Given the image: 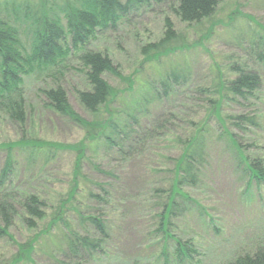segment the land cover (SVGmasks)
<instances>
[{"label": "trees", "instance_id": "trees-1", "mask_svg": "<svg viewBox=\"0 0 264 264\" xmlns=\"http://www.w3.org/2000/svg\"><path fill=\"white\" fill-rule=\"evenodd\" d=\"M220 1L0 0V112L23 123L24 79L35 76L51 82L50 87L42 89L47 106L83 129L82 138L74 144L46 141L24 133L21 138L7 143L6 158L0 167V238L9 237L8 229L16 217L30 228L44 221L47 231L52 230L51 227L64 229L60 243L49 254L53 264L97 262L109 240V226L103 215L108 203V187L97 183L92 190L82 185L86 176L84 159L91 151L101 159L116 156L119 161H125L143 152L152 139L170 129L171 118L154 115L151 108L156 101L183 92L188 85L190 67L187 63L178 64L164 69L158 78L148 80L128 77L129 89L124 97L127 104L120 110L122 106L114 102L121 101L122 95L118 96V88L104 75L123 77L111 56L95 49L94 45L105 32L117 28L132 12L143 7L171 3L170 8L179 20L199 24L215 13ZM235 10L225 26L235 31L240 58L231 60L225 72L215 64L210 65L207 78L194 85L192 96L199 101L196 107L201 116L190 118L192 130L184 137H177L180 151L172 159V179L165 189L157 190L163 198L158 214L159 228L165 238L174 242L171 253L176 264H200L193 240L170 234L168 227L184 205L195 203L183 187H195L200 180L208 162L213 126L220 129L213 139L223 141V150L231 154L235 165L247 175L248 182L264 185V158L250 153L254 143L248 147L234 132L235 129L243 135L249 134L257 125V114L248 112V106L257 98L261 87L258 70L264 68V25L245 15H241L243 20L237 21L239 17L232 15L240 11ZM183 46L181 34L165 17L162 37L145 46L144 60L159 66L162 54ZM73 69L85 76L86 86L76 89L75 93L85 111L94 116L92 118L81 116L68 101L62 80ZM228 104L237 106L238 111L227 113ZM99 113L103 116L99 117ZM245 148L251 151L246 153ZM63 151L73 153L72 179L69 189L58 195L56 203L35 192L19 191L16 180L21 173L17 155L25 158L31 167H38L39 163L47 164ZM94 167L98 169L95 163ZM79 198L93 203V207L81 206ZM70 216L75 218L76 224ZM17 246L11 264L29 263L30 257H25V263L24 257L19 255L28 245ZM227 264H264V239L256 241L249 250L239 252Z\"/></svg>", "mask_w": 264, "mask_h": 264}, {"label": "rangeland", "instance_id": "rangeland-1", "mask_svg": "<svg viewBox=\"0 0 264 264\" xmlns=\"http://www.w3.org/2000/svg\"><path fill=\"white\" fill-rule=\"evenodd\" d=\"M170 5L152 4L132 12L129 19L105 32L94 45L95 49L106 51L111 56L123 77L121 79L110 73L104 75L111 85L118 88V96L122 95L121 101L114 102L122 106L120 110L127 104L124 97L129 89L128 77L138 80L158 78L164 69L185 63L189 64L190 70L188 85L184 86L182 93L152 105V114L171 118L168 122L170 129L152 139L143 152L125 161H119L116 156L101 159L96 153H87L83 165L86 176L82 185L92 190L96 189L97 183L108 187V203L103 215L109 226V240L105 252L97 258V262L90 264H176L171 253L174 242L165 238L159 228L158 214L163 198L157 190L165 189L172 179V159L180 151L177 137H184L192 130L190 118L201 116L200 109L196 107L199 101L194 99L191 90L207 78L210 65L215 64L225 72L231 60L240 58L235 31L225 26L235 8L240 11V14L235 12L232 15L233 18L239 17L237 21L243 20L241 15H245L264 25V0H221L215 13L199 24L182 22ZM165 17L181 34L184 46L162 54L159 59L161 64L152 66V62L144 60L145 46L162 37ZM258 71L261 87L257 98L252 99L248 106V112L257 114V125L250 129L249 134L243 135L235 129L234 132L248 147L251 142L254 143L251 147L253 151L245 148L246 153L254 152L264 158V68ZM62 83L72 108L84 118L94 117L81 106L75 93L76 89L86 86L84 74L73 69ZM50 86L51 82L47 79L35 76L24 79L23 123L15 122L0 112V167L6 158L7 143L21 138L23 133L62 144H74L82 138L83 129L58 116L47 106L42 89ZM226 108L227 113L238 111L233 104H228ZM219 131L213 126L208 162L197 186L183 187L195 203L184 205L168 227L170 234L183 240H193L200 264H227L239 252L249 250L256 241L264 239V185L248 182L247 175L235 165L231 154L223 150V141L213 139ZM72 158L71 151H63L47 164L39 163L38 167H31L25 158L17 155L21 173L16 180L19 191L35 192L56 203L58 195L71 185ZM79 199L81 206L93 207V203ZM73 217L70 216L74 223L76 220ZM50 229L47 231L44 221L30 228L16 217L8 229L9 237L0 238V264H11L13 255L18 251L17 245L23 243L28 245V249L19 255L24 257L25 263L28 256L30 260L27 264H53L49 254L60 243L64 229ZM29 246H32L31 250Z\"/></svg>", "mask_w": 264, "mask_h": 264}]
</instances>
